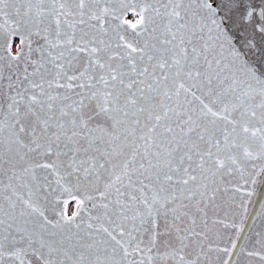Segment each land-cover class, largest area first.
Listing matches in <instances>:
<instances>
[{"label":"snow or ice","instance_id":"snow-or-ice-1","mask_svg":"<svg viewBox=\"0 0 264 264\" xmlns=\"http://www.w3.org/2000/svg\"><path fill=\"white\" fill-rule=\"evenodd\" d=\"M0 264H264V0H0Z\"/></svg>","mask_w":264,"mask_h":264}]
</instances>
